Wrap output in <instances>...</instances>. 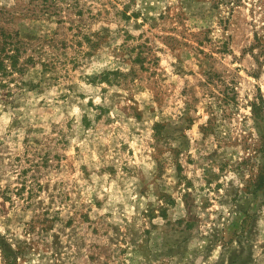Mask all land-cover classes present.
Masks as SVG:
<instances>
[{"label":"rangeland","instance_id":"374dc122","mask_svg":"<svg viewBox=\"0 0 264 264\" xmlns=\"http://www.w3.org/2000/svg\"><path fill=\"white\" fill-rule=\"evenodd\" d=\"M10 43L0 264H264V0H0Z\"/></svg>","mask_w":264,"mask_h":264},{"label":"trees","instance_id":"16d2710c","mask_svg":"<svg viewBox=\"0 0 264 264\" xmlns=\"http://www.w3.org/2000/svg\"><path fill=\"white\" fill-rule=\"evenodd\" d=\"M1 34L3 35V33ZM5 37H7V35H4V39ZM10 45L11 46L7 49H5L3 45L0 47V83L3 82V76L12 75L13 72L20 73L24 69V66L17 64L16 60H12L15 52L19 51L18 47L12 43H10ZM5 61H7L8 64H6Z\"/></svg>","mask_w":264,"mask_h":264}]
</instances>
